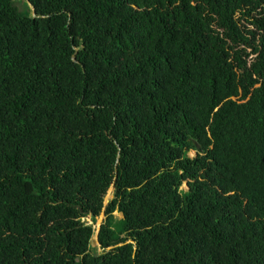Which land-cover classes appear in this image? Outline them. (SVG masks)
I'll return each mask as SVG.
<instances>
[{"label":"trees","instance_id":"obj_1","mask_svg":"<svg viewBox=\"0 0 264 264\" xmlns=\"http://www.w3.org/2000/svg\"><path fill=\"white\" fill-rule=\"evenodd\" d=\"M0 264H264V0H0Z\"/></svg>","mask_w":264,"mask_h":264},{"label":"rangeland","instance_id":"obj_2","mask_svg":"<svg viewBox=\"0 0 264 264\" xmlns=\"http://www.w3.org/2000/svg\"><path fill=\"white\" fill-rule=\"evenodd\" d=\"M18 7H19V9H20V11L22 10V3L21 4H18ZM195 156H196V154H195V152H189L188 153V157L190 158V159H194L195 158ZM180 190H182V191H184V192H187L188 191V188H187V185L186 184H183L182 186H181V189ZM112 199V195H110V196H108L107 197V200H111ZM114 218L116 219V220H119V219H122V216L120 215V214H118V213H114ZM84 221H85V223L87 224V225H93L92 224V222L90 221V219H84ZM99 222V219H97V223ZM95 226H97V224H95L94 225V227ZM91 247L94 249L95 247H96V245H95V242H91ZM98 251V250H97Z\"/></svg>","mask_w":264,"mask_h":264},{"label":"water","instance_id":"obj_3","mask_svg":"<svg viewBox=\"0 0 264 264\" xmlns=\"http://www.w3.org/2000/svg\"><path fill=\"white\" fill-rule=\"evenodd\" d=\"M31 10L33 11V8L32 7H31ZM33 16H34V14H33ZM72 60L74 61V57H72ZM110 195H112V194L109 191L108 196H110ZM112 197H113V195H112ZM101 221H102V217L99 218V222L97 223V229H96V232H95V236L93 238V242H95V245H97V246H98L97 239H98V234H99V225H100Z\"/></svg>","mask_w":264,"mask_h":264},{"label":"clouds","instance_id":"obj_4","mask_svg":"<svg viewBox=\"0 0 264 264\" xmlns=\"http://www.w3.org/2000/svg\"><path fill=\"white\" fill-rule=\"evenodd\" d=\"M113 198V197H112ZM122 216V215H121ZM120 220V219H119ZM83 222H85L84 220H83ZM96 228H97V226H95ZM92 241H93V239H92ZM95 250H96V252L98 253V254H100V253H102V250L100 249V247L99 246H97L96 245V247L94 248ZM98 250V251H97Z\"/></svg>","mask_w":264,"mask_h":264}]
</instances>
